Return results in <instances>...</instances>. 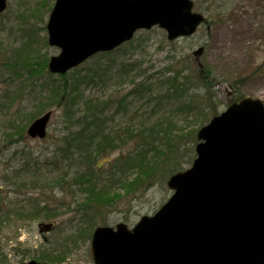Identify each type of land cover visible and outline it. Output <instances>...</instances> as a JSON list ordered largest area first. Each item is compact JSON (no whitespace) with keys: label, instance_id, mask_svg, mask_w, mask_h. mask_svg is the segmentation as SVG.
<instances>
[{"label":"water","instance_id":"obj_1","mask_svg":"<svg viewBox=\"0 0 264 264\" xmlns=\"http://www.w3.org/2000/svg\"><path fill=\"white\" fill-rule=\"evenodd\" d=\"M192 7V0H56L48 41L61 51L48 67L64 73L138 28L158 24L169 39L191 35L205 21ZM50 116L33 120L28 134L44 137ZM197 139L192 165L170 176L173 193L154 214L132 228L120 222L93 231L94 264H264V104L233 101Z\"/></svg>","mask_w":264,"mask_h":264},{"label":"rangeland","instance_id":"obj_2","mask_svg":"<svg viewBox=\"0 0 264 264\" xmlns=\"http://www.w3.org/2000/svg\"><path fill=\"white\" fill-rule=\"evenodd\" d=\"M50 2L52 4L53 1H7V8L0 17V109L8 108L13 112L22 105L38 102L48 94L53 79L55 83H62L66 79V86L77 85L83 97L95 98L97 101L107 100L114 92L122 95L128 90L129 84L117 83L119 77L117 74L113 76L120 64L134 66L135 74L143 72L136 81L150 75L153 80L151 88H159L157 84L171 76L167 69L172 66L171 56L175 57L173 68L185 64L190 72L202 73L205 87L200 88V85L196 91L216 97L220 101L221 110L226 102L239 94L257 97L264 103V72L253 71L255 64L264 59V38L258 33V30L264 32V0L215 1L212 7L218 3L225 5V18L214 21L208 28L201 25L193 36L179 38L172 43L168 42L165 31L159 27L148 31L139 30L135 33L132 45L125 44L120 50L107 56L90 58L84 64L69 70L66 78H60L58 74L50 76L46 68V59L59 53L56 46L46 42V30L43 29L50 10L47 5ZM194 3L196 11L212 17L216 14L212 9L210 14L204 11L208 0H194ZM200 47H203L200 54H193V50ZM111 60L113 61L110 63ZM36 63L44 65L45 68L36 70L34 67L31 70L30 66ZM80 108L83 109V101H80ZM141 109L144 112L146 110L145 107ZM52 110L48 134L41 140L27 138L25 141L9 144L4 141V127L0 123V148L4 151L0 155V181H10L14 170L18 176L11 181H41L44 183L42 194L48 199L50 206H56L63 201L69 204L74 198L65 188L63 192L57 186L52 192L50 190L53 183L50 178L52 163L59 159V153L53 152L55 141L61 137L58 135L61 131L59 129L69 126L59 109ZM129 115L130 112H127L116 119L121 126H129ZM145 117L146 114L144 117L138 115L135 122ZM70 119L72 122L75 117ZM118 153L119 151H115L107 157L104 156L101 161L111 160ZM62 162L65 161L60 162L61 167ZM109 163L110 161L103 162L102 166L107 167ZM9 165L13 167L5 170ZM20 175L23 177L19 178ZM13 186L0 184V190H5L6 187L15 190L16 187ZM117 193L122 196L104 210L105 221L108 224L124 221L132 225L141 215L153 213L170 191L165 186L154 183L147 190H136L130 194H122L118 190ZM80 204L63 206V214L55 217L57 225L65 230L74 228L83 213V210L77 211L75 208V205ZM41 220L45 219H34L17 229L3 226L0 228V251L7 260L5 264L26 263L30 256H25V250H32L42 242L37 228ZM88 247L89 243L82 242L73 245V253L68 260L90 263Z\"/></svg>","mask_w":264,"mask_h":264},{"label":"trees","instance_id":"obj_3","mask_svg":"<svg viewBox=\"0 0 264 264\" xmlns=\"http://www.w3.org/2000/svg\"><path fill=\"white\" fill-rule=\"evenodd\" d=\"M215 1L219 0H209V8L216 13L213 20L209 17L210 23L227 16L225 5L218 3L212 7ZM258 33L263 39L264 32L258 30ZM173 58L171 56L172 66L167 68L171 76L161 80V84H157L159 88H151L153 80L148 75L128 89L125 95L114 100L115 108L112 107L111 97L103 103H94V99L83 97L77 85L53 83L44 99L32 105V109L25 108L23 112L3 116L4 126L9 129L4 131V135L8 137L11 130L22 137L27 123L46 105L55 104L65 117L76 119L72 123L73 128L62 137L63 143L57 150L59 159L52 163L50 170L54 184L52 189L58 185L63 192L65 188L74 199L69 204L51 207L42 194L44 184L37 189L36 180H23L21 185L25 190L17 192L15 199H8V202L0 199V225L3 223L6 227L32 222L39 217L51 219L63 213L60 209L64 205L68 207L72 203H81L75 205L76 210L81 209L83 213L74 228L65 230L55 226L46 243L32 250L26 249L25 256L50 263L65 261L73 245L89 241L95 225L107 223L104 210L122 196L117 193L118 190L123 194L143 191L156 181L163 183L169 174L192 161L197 128L219 112L221 105L212 95L196 91L200 85V88L205 87L201 72H190L185 64L173 68ZM120 69L129 74L130 69L123 65ZM253 71L264 72V59L255 64ZM133 81L132 78L131 83ZM205 82L208 85L207 80ZM243 97L239 94L234 99ZM80 101H83L82 110ZM143 107L145 112L141 109ZM107 110L114 113L106 114ZM119 112H130L129 126L123 127L118 121L110 124ZM145 114L144 119L135 122L138 115L144 117ZM121 144L127 147L126 152H120L107 167L102 166V158ZM61 161H65L62 167ZM4 256L0 251V264L6 263Z\"/></svg>","mask_w":264,"mask_h":264}]
</instances>
